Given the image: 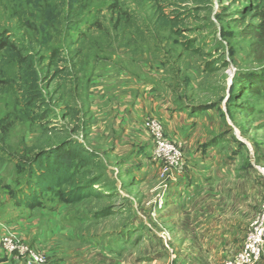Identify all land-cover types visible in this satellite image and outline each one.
<instances>
[{
  "label": "rangeland",
  "instance_id": "obj_1",
  "mask_svg": "<svg viewBox=\"0 0 264 264\" xmlns=\"http://www.w3.org/2000/svg\"><path fill=\"white\" fill-rule=\"evenodd\" d=\"M0 36L21 48L0 49V241L51 264H224L243 249L264 201V0H0ZM33 84L45 105L27 110ZM149 96L186 114L184 135L165 132L195 156L181 146V172L162 175L121 116ZM69 140L98 155L103 198L16 206L26 163ZM10 263L26 264L0 243Z\"/></svg>",
  "mask_w": 264,
  "mask_h": 264
},
{
  "label": "trees",
  "instance_id": "obj_2",
  "mask_svg": "<svg viewBox=\"0 0 264 264\" xmlns=\"http://www.w3.org/2000/svg\"><path fill=\"white\" fill-rule=\"evenodd\" d=\"M173 1L202 3L208 0ZM181 15L180 12L173 15L175 17L173 26L179 34L183 30ZM0 49L21 54V48L15 41L7 39V36H0ZM191 49L199 52L197 44ZM23 61L28 67L31 58L25 57ZM214 68L212 65L211 70ZM23 105L27 110L39 109L41 105H45L43 94L38 91L37 84L23 91ZM36 121L44 123L40 116L36 117ZM98 160L96 153L87 150L80 142L72 140L63 141L56 147L35 155L26 163L29 180L25 189L14 194L15 205L30 211L40 209L44 206L42 198L49 194H54L61 204L70 206L81 204L88 199H102L103 196L95 189L99 185V178L94 172L99 168ZM111 215L112 213L108 211H101L96 216L98 219H106Z\"/></svg>",
  "mask_w": 264,
  "mask_h": 264
},
{
  "label": "built area",
  "instance_id": "obj_3",
  "mask_svg": "<svg viewBox=\"0 0 264 264\" xmlns=\"http://www.w3.org/2000/svg\"><path fill=\"white\" fill-rule=\"evenodd\" d=\"M152 143V157L161 165L162 175L172 171L181 172L186 162L181 145L170 139L164 126L158 119H148L145 122ZM1 248L7 255H16L26 264H51L47 255L30 250L13 235L2 237ZM264 257V201L261 210L253 221L247 234L243 249L224 264H261Z\"/></svg>",
  "mask_w": 264,
  "mask_h": 264
},
{
  "label": "crops",
  "instance_id": "obj_4",
  "mask_svg": "<svg viewBox=\"0 0 264 264\" xmlns=\"http://www.w3.org/2000/svg\"><path fill=\"white\" fill-rule=\"evenodd\" d=\"M149 92L150 91H148L147 94H149ZM149 97L147 98H149L150 100L142 102L141 97L138 101L131 102L129 103L130 105H124L122 108H120L121 112H123L121 116H124V114L127 113L129 117L128 120H124L125 124H128V126L131 127V131H134V133H137V135H139L140 133L143 134V140L149 141V134L144 128L145 120L148 117H157L162 122L165 132L167 134H170L173 139L178 140L181 134H185L184 130L185 125L187 124L186 114L178 112L175 105L169 103L168 98L165 96H161L160 98H154V96ZM131 100L132 98L129 99V102ZM100 127L101 126H99L98 128ZM101 128H103V126ZM177 140L175 141L179 143L180 141L178 142ZM180 145L183 147L185 146L187 160L189 158V155L191 156L190 160H192L195 156L191 153L192 151L188 150V143L186 141H182ZM201 150L203 151V149ZM146 152H148V150H146Z\"/></svg>",
  "mask_w": 264,
  "mask_h": 264
}]
</instances>
